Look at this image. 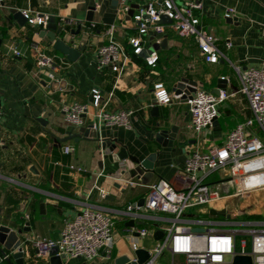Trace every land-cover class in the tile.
I'll list each match as a JSON object with an SVG mask.
<instances>
[{"label":"crops","instance_id":"1","mask_svg":"<svg viewBox=\"0 0 264 264\" xmlns=\"http://www.w3.org/2000/svg\"><path fill=\"white\" fill-rule=\"evenodd\" d=\"M174 2L179 6L187 2L202 5L196 16L203 29L220 39L218 46L225 56L218 64L206 63L194 39L181 38L166 25L163 35L150 33L143 37L146 50L165 39L168 42L166 49L156 51V66H149L146 58L150 54H133L128 40L138 35V27L128 15L118 11L117 0H5L0 7V106L4 112L0 121V226L18 233L21 242L28 237L58 240L65 224L82 209L94 206L107 211L123 210L139 202L145 197L148 185L160 180L172 181L184 168L192 150L205 151L221 145L227 133L220 132L222 122L228 120L234 129L252 115L246 99L238 94L221 105L218 124L212 130L196 135L190 129L189 96H176L174 89L187 79L215 94L219 89L234 93L240 88L236 69L264 67V0ZM133 6L138 8V3ZM13 9L55 16L59 26L62 18L83 21L82 27L64 29L58 37L82 50L78 60L70 62L66 55L54 50L48 38H41L43 27L19 25L11 13ZM228 9L236 10L231 20L225 19ZM110 27L115 28V39L126 48L129 57L120 76L96 68L97 50L109 43ZM229 40L233 44L231 49L224 44ZM33 44L66 64L55 79L38 71ZM158 83H163L172 94V105L155 104L154 87ZM94 89L101 91L107 112L133 111V129L101 126L97 130L100 140H117L129 155L141 161L157 154L155 175L147 186L127 174L135 167L132 162L112 164L104 160L101 141L91 137L64 141L70 132L79 134L96 122L98 111L92 107ZM73 104L90 108L80 128L69 124L62 112L65 105ZM173 128L177 130V139L172 148L157 143L159 131ZM65 146H73L75 152L63 154ZM71 166L81 167L85 172L72 170ZM129 181L138 185L131 186ZM102 191L105 198L101 197ZM253 195L262 196L264 191L247 197L253 201L256 199ZM257 208L262 210L264 203ZM131 222L116 217L113 260L98 259L91 264H115L117 258L131 256L126 237ZM135 241L141 248L151 250L159 240L148 237ZM0 248L4 249L1 245ZM24 261L51 264L50 259L39 257L31 244ZM0 264L16 262L12 256L11 262L0 261ZM63 264H80V261L63 260Z\"/></svg>","mask_w":264,"mask_h":264},{"label":"built area","instance_id":"2","mask_svg":"<svg viewBox=\"0 0 264 264\" xmlns=\"http://www.w3.org/2000/svg\"><path fill=\"white\" fill-rule=\"evenodd\" d=\"M117 1L118 11L123 15H128L132 4L138 3L131 18L137 24L138 35L128 40L134 55L139 56L146 50L144 36L165 33L166 25L161 23V17L166 16L172 21L170 26L179 37L194 39L206 63L215 65L225 58L218 46L220 39L201 27L200 19L196 16V11L202 10L200 3L187 2L179 6L174 0H163L161 3L158 0ZM4 3L5 0H0V7ZM23 14L29 25L46 27L48 15L32 11H24ZM235 15V9H228L225 19L231 20ZM83 25L84 22L77 19L60 20L63 29ZM107 34L109 43L97 50L96 68L120 76L128 63V53L116 41L114 27H110ZM224 44L227 49L233 47L230 40ZM32 47L38 71L55 79L66 64L48 55L40 45L33 44ZM14 53L20 55L16 50ZM157 61L156 52L146 58V63L151 67H155ZM236 72L240 83L237 92L219 89L215 94L196 87V91L187 99L190 129L196 135L215 127L221 114L220 107L225 102L238 94L246 99L252 117L229 132L221 145H214L205 151L200 148L192 150L184 168L176 173L172 181L160 180L147 186L143 205L136 202L123 210L113 211L94 206L82 209L65 224L58 240L28 237L21 244L24 254L31 244L39 257L47 259L58 249L57 256L65 257L67 261H80V264H91L98 259L112 261L116 245V217H120L134 222L126 233L132 251L129 257L131 262H137L135 252L144 249L135 239L154 237L156 231H162L164 238L148 250L151 258L145 264H157L165 253L171 255V264H177L178 259L181 264H233L237 256L251 257L253 264H264V219L257 218L261 216L259 209L254 208L244 216L238 209L229 212L226 208L217 207L224 200L264 191V139L254 131L255 128L264 136V67H251L244 71L236 69ZM154 88L157 105L173 104V96L163 83L156 84ZM92 98V107L98 111L93 130L97 131L101 126L127 130L134 128L133 111L107 112L98 89L92 91ZM62 112L69 124L80 128L84 125L83 116L90 113V108L84 104L65 105ZM3 117L0 106V121ZM62 151L65 155H72L75 149L65 146ZM70 168L85 172L81 167ZM129 184L138 185L133 181H129ZM233 188L234 192L231 191ZM101 197H106L104 191ZM13 254L7 252L2 255L0 252V261L10 260Z\"/></svg>","mask_w":264,"mask_h":264},{"label":"water","instance_id":"3","mask_svg":"<svg viewBox=\"0 0 264 264\" xmlns=\"http://www.w3.org/2000/svg\"><path fill=\"white\" fill-rule=\"evenodd\" d=\"M136 6L132 7V10L129 12L128 17L132 18L134 14V9H136ZM11 13L14 16V19L19 25H24L27 23V19L24 16L22 11L18 10H11ZM161 23L164 25H170L172 21L166 17H161ZM81 28H78L77 32H80ZM64 29L58 25L57 19L55 16H48V21L46 24V27L41 31V38H48L50 42L53 45V48L55 51H58L64 55H66L67 59L70 62H76L81 55V49H76L72 47L73 43L68 44L64 39H59L58 37L62 34ZM167 40L165 39L162 43H155L152 45V47L148 50H144L142 55H148L152 54L161 48L166 49L167 48ZM197 83L189 81L187 79H183L180 83H178L175 86L174 92L176 96H180L184 94L186 97L191 96L196 91ZM156 104V103H155ZM218 124V121H216L215 125ZM70 137L67 140L72 139H81L83 137L85 138H93L96 141H101L98 135L97 131H94L92 129V126H89L88 128L81 130L79 134H73V131L70 132ZM177 139V130L176 128H173L171 130H162L159 131L156 134V141L163 147L172 148L174 146V142ZM117 140H102L101 141V155L103 156L104 160H109L112 164H122L126 163V161L132 162L135 167L130 169L127 174L130 175V177L136 178L137 180H141L143 186H147L153 176L155 175L154 171V164L157 158V154H151L146 159L140 160L137 157H133L129 155L127 148L124 146H120ZM182 146V145H180ZM118 148V151L116 152ZM144 199H141L138 204L143 205ZM131 226L134 225V222L132 221L130 223ZM199 231V230H196ZM21 233V232H20ZM154 237L157 240H162L164 238V232L162 231H156L154 234ZM21 240L19 239L18 233L15 231H12L8 227L0 226V245L4 248H0V252L2 255H6V253L13 252V259L15 260L16 264H25L24 261V251L21 247ZM58 249H55L51 253L50 263L51 264H63V260H65V257H59L57 256ZM135 255L137 257V262H131L130 258L127 256H123L120 258H117L115 260V264H145L150 258L151 254L146 249H139L135 252ZM10 262V260H8ZM233 264H253L251 257H242L237 256L234 259Z\"/></svg>","mask_w":264,"mask_h":264},{"label":"rangeland","instance_id":"4","mask_svg":"<svg viewBox=\"0 0 264 264\" xmlns=\"http://www.w3.org/2000/svg\"><path fill=\"white\" fill-rule=\"evenodd\" d=\"M233 74V73H232ZM252 115H250L248 118H251ZM246 118V119H248ZM222 127H221V133L226 135L233 130V125L230 123L228 120L225 122H222ZM254 131L257 133V135L261 138L264 139L263 133L257 129L254 128ZM205 132V131H204ZM203 132V133H204ZM215 178V177H213ZM211 178V179H213ZM232 192L235 191L233 188L231 190ZM256 199L252 201V199L246 197L243 198H233L230 200H224L221 203L217 205L218 208H226L229 212H232L235 209H238L244 216H247L254 208H257L261 203H264V195L259 196V195H253ZM193 212V211H192ZM260 215L262 216V219H264V208L261 210L259 209ZM208 219L209 217H202ZM210 219V218H209ZM220 219H225L224 217H220ZM242 220V218H240ZM238 228V227H236ZM177 264H180V260H176ZM172 263V257L170 254L165 253L158 261L157 264H171Z\"/></svg>","mask_w":264,"mask_h":264},{"label":"trees","instance_id":"5","mask_svg":"<svg viewBox=\"0 0 264 264\" xmlns=\"http://www.w3.org/2000/svg\"><path fill=\"white\" fill-rule=\"evenodd\" d=\"M134 54V53H133ZM10 262H11V259H10Z\"/></svg>","mask_w":264,"mask_h":264}]
</instances>
